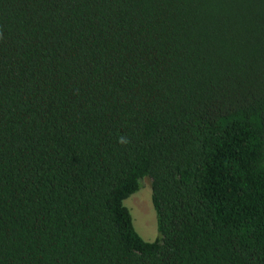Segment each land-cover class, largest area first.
Instances as JSON below:
<instances>
[{
	"label": "trees",
	"instance_id": "trees-1",
	"mask_svg": "<svg viewBox=\"0 0 264 264\" xmlns=\"http://www.w3.org/2000/svg\"><path fill=\"white\" fill-rule=\"evenodd\" d=\"M0 264H264V0H0Z\"/></svg>",
	"mask_w": 264,
	"mask_h": 264
},
{
	"label": "rangeland",
	"instance_id": "rangeland-1",
	"mask_svg": "<svg viewBox=\"0 0 264 264\" xmlns=\"http://www.w3.org/2000/svg\"><path fill=\"white\" fill-rule=\"evenodd\" d=\"M130 210L137 232L147 241H154L159 236L157 213L152 202V181H141L138 192L125 201Z\"/></svg>",
	"mask_w": 264,
	"mask_h": 264
}]
</instances>
